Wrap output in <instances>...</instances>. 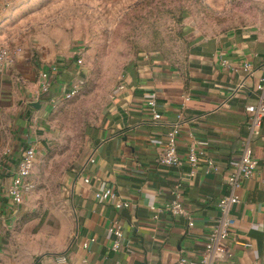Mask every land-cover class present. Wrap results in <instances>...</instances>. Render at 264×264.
<instances>
[{
    "label": "crops",
    "instance_id": "0c3cea01",
    "mask_svg": "<svg viewBox=\"0 0 264 264\" xmlns=\"http://www.w3.org/2000/svg\"><path fill=\"white\" fill-rule=\"evenodd\" d=\"M4 9L0 0V33L7 24ZM191 46L181 65L154 59L129 64L99 120L84 134L83 146L74 149L65 147L66 134L51 117L65 101L52 107L49 97L59 98L72 81L83 79L80 51L23 49L13 64L0 67V264L196 260L218 213L215 201L232 190L226 177L246 141L258 165L234 190L240 201L226 240L232 255L211 264H264V125L260 134L251 133L245 111L260 94L264 30L242 29L194 40ZM245 62L253 65L251 75L242 68ZM43 71L48 72L49 93L41 90ZM150 93L161 113L158 121L147 104ZM176 122L182 163L168 166L157 156L165 132ZM190 145L199 157L195 166L186 158ZM27 146H34L35 160L24 200L14 204L6 189ZM208 158L216 170L205 164ZM105 186L130 201V207L117 210L95 199L94 191ZM177 197L186 215L166 208ZM110 223L120 224L129 242L120 251L111 249ZM62 255L65 261L58 260Z\"/></svg>",
    "mask_w": 264,
    "mask_h": 264
},
{
    "label": "rangeland",
    "instance_id": "374dc122",
    "mask_svg": "<svg viewBox=\"0 0 264 264\" xmlns=\"http://www.w3.org/2000/svg\"><path fill=\"white\" fill-rule=\"evenodd\" d=\"M3 2L7 24L0 45L81 53V89L51 116L66 134L65 147L72 149L83 146L84 134L99 120L129 64L154 59L181 65L194 40L253 27L264 30V0Z\"/></svg>",
    "mask_w": 264,
    "mask_h": 264
},
{
    "label": "built area",
    "instance_id": "2783aa9c",
    "mask_svg": "<svg viewBox=\"0 0 264 264\" xmlns=\"http://www.w3.org/2000/svg\"><path fill=\"white\" fill-rule=\"evenodd\" d=\"M23 51L21 46L0 45V67L6 64H13L17 56ZM81 63V59H77ZM249 75L252 74L253 65L251 62H245L242 67ZM55 69V68H54ZM259 69L262 72L260 81L256 88L260 94L255 103H250L245 106L246 113L250 116V123L246 127L251 133L260 134L261 128L264 125V55L259 57ZM41 90L49 93L48 72L41 73ZM82 80L77 79L72 81L65 89L61 91L60 99L50 94L49 102L52 107H56L60 101L70 100L75 97L81 89ZM123 84H119L118 88H123ZM244 88V80L239 83L238 90ZM188 99V97H187ZM147 104L152 112V118L158 121L161 118V113L157 110V101L155 93H150L147 98ZM180 120V114L177 115ZM180 134V123L173 124L164 135V142L161 151L157 156V161L168 166H179L182 159L178 154L177 143ZM187 161L195 166L199 163L198 153L194 145H190L187 154ZM35 160L34 146H27L21 150V155L16 165L15 173L8 185L6 192L14 204H20L24 200L25 190L29 186L28 177L31 173L32 166ZM92 160V159H91ZM93 161V160H92ZM205 164L209 169L216 170L212 159H206ZM258 165L257 158L252 154L250 142H244L236 167L231 171L227 178L228 186L232 189L230 193L222 195L215 201L217 207V215L212 219L209 230L205 234L204 250L196 260H191L186 256H180L174 264H211L212 261H220L229 258L232 255L231 248L226 243L232 228L236 223L235 207L239 203L240 198L234 190L241 186L243 180L250 178L256 172ZM84 182H89V178H84ZM94 198L100 201H109L117 210L129 208L131 203L125 198L118 195L110 186H105L94 191ZM166 208L173 215H186L184 205L177 198L167 203ZM148 207L154 210L152 205ZM157 211V209H155ZM156 217V216H155ZM190 220L188 225L192 226ZM108 231L114 234V239L111 242L113 251H120L122 248L129 245L128 240L124 236L123 228L120 224L110 223ZM90 240H94L91 238ZM87 246V242L84 243ZM59 261H65L66 256L62 255L58 258Z\"/></svg>",
    "mask_w": 264,
    "mask_h": 264
}]
</instances>
